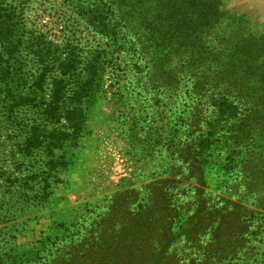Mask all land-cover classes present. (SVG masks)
<instances>
[{"label":"trees","instance_id":"1","mask_svg":"<svg viewBox=\"0 0 264 264\" xmlns=\"http://www.w3.org/2000/svg\"><path fill=\"white\" fill-rule=\"evenodd\" d=\"M63 1L105 45H57L26 24L39 1L0 0V120L33 124L26 150L38 145L37 123L60 125L48 146L59 150L80 137L107 75L130 139L141 135L143 152L169 155L188 182L154 195L160 205L141 204L132 235L107 229L122 196L112 195L101 221L78 223L43 264H264V65L222 64L206 45L213 0ZM229 190L250 207L220 196ZM194 202L204 204L201 218L189 215Z\"/></svg>","mask_w":264,"mask_h":264},{"label":"rangeland","instance_id":"2","mask_svg":"<svg viewBox=\"0 0 264 264\" xmlns=\"http://www.w3.org/2000/svg\"><path fill=\"white\" fill-rule=\"evenodd\" d=\"M37 1L26 11V24L45 33L51 42L82 50L105 45L106 41L79 19L68 3ZM213 1L216 22L204 38L206 45L216 47L222 64L236 59L238 67L243 61L264 65V0ZM153 8L157 10L159 3ZM200 9L204 13L208 10L206 5ZM232 49L236 53L229 55ZM128 80L138 85L136 89L142 94L146 82L135 74ZM110 82L106 75L104 92L90 111L80 137L59 150L48 146L55 142V130L60 125L37 123L38 145L26 150L33 124L7 126L0 120V264L52 262L62 246L58 243L64 242L73 227L101 221L107 200L118 192L122 196L115 212L110 217L106 214L103 221L108 219L107 229L117 235H132L127 225L141 204L152 200L150 208L160 205L154 195L180 189V184L188 182L184 170L180 176L173 171L177 169L169 155L143 152L141 135L136 142L130 139L126 119H119L120 105L112 96L115 87H109ZM130 106L136 104L130 102ZM220 196L234 207H250L232 190ZM203 207L194 202L189 215L201 218ZM77 248L74 255L82 256L81 248ZM72 252L68 247L67 256Z\"/></svg>","mask_w":264,"mask_h":264}]
</instances>
